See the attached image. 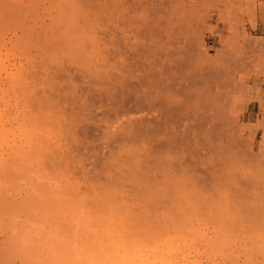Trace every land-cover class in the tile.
Instances as JSON below:
<instances>
[{
	"label": "rangeland",
	"instance_id": "rangeland-1",
	"mask_svg": "<svg viewBox=\"0 0 264 264\" xmlns=\"http://www.w3.org/2000/svg\"><path fill=\"white\" fill-rule=\"evenodd\" d=\"M22 1L20 7L29 6L30 9L21 11V15H15L11 13V10L15 11L14 5H11L12 1L0 0V46L3 41L5 47H9L7 53L5 47H0V51L2 57L7 55L10 61H21L23 67L29 70L30 74L20 84L23 89L29 91L25 90L27 94L24 96L23 90L18 89L15 92L7 90V86H2L0 107L11 115L17 114L20 119L24 116H30L31 119V116H37L39 108L45 112L44 105L47 103L46 112L56 114L60 125L64 122L65 129L59 130V125L54 126L60 132L63 131L61 135L54 129L60 136L57 139L61 149L56 150L54 147L59 154L49 150L47 154L56 156L58 168L64 170L66 178H63L62 185L73 183L76 193L84 195L85 214L96 210L97 196L99 199L107 195L110 197L114 192L112 196L116 200L119 199L118 202L122 205L125 203L121 230L127 239L124 240L127 242L124 245L125 264H264V85L261 86L264 80V0H74L73 4L71 0ZM68 7L78 10L75 12L77 18L88 13L91 15L92 23L85 34H91L93 30L106 42L105 48L111 56L107 63L110 68H105L110 69V74L112 72L117 75V71H123L120 63L129 62L123 53L126 42H137L139 47L145 45L150 50L162 52L161 54L166 56L165 48L163 49L165 43L167 44L164 29L169 25L170 34L173 32L175 37L172 47L168 50L172 52L170 60L173 65H169V58L162 55L163 59L159 57L162 60L159 64L163 62L167 68L171 66L170 73L175 76L166 78L170 75L167 68H164L168 71L167 74L164 70L162 73L166 75L165 81L162 74L161 77L155 73L152 75L156 76V81L160 78L159 81H164L158 82L161 85H157L158 92L160 89L161 92L166 89L163 83L172 85V81H175L171 87L172 90L176 89L172 91L174 95L169 91L170 87L167 89L172 94L169 97L170 104L175 102L177 106L175 108L174 104L171 105L176 116L173 112L170 113V104L169 107L165 105L161 107L165 110L163 112H166L161 110V119L156 117V120L153 119L156 122H153L150 117L152 115H146L145 119L149 118L148 120L142 119L145 121L141 122L144 123L143 130L146 133L139 131L143 126L141 122L140 125L136 122L138 126L135 123L133 126H137L139 132L131 130L126 138L128 130L133 126L125 123V126L129 127L125 133L123 126L125 137L120 134L122 130L118 132L114 129L111 132L110 129L117 127L119 123H115L113 112L104 106L103 109L99 108L101 111L94 106L100 105L96 97L90 96L95 95L94 90L88 96L86 92L81 93L80 86L84 87L81 79L85 78L87 64L70 66L71 70L76 68V72L71 71L69 67L66 71L68 64L62 59V67L65 64L64 71L60 68L61 71L58 69L59 71L54 72L53 68H49L58 64L47 60L50 67L47 63L45 65L50 73L42 74L44 71L40 68L44 66H41L43 56L35 54L39 51L41 54L44 51L42 46L49 44L44 35L50 29L44 25L52 26L50 16L58 17L59 11L64 13L63 10ZM42 25L43 28L40 27ZM168 30L169 28L166 29ZM147 33L151 35L148 37ZM102 40L99 41L101 47ZM180 40L184 42L182 45L178 43ZM260 44H263L262 48ZM10 48L15 54L14 57ZM167 55L169 57V54ZM43 75L45 77H42ZM66 75H69L72 82ZM124 75L127 76L126 73ZM47 79L49 80L46 82ZM49 81L53 84L48 83ZM45 82L48 83L49 89ZM116 84L110 87L113 89ZM50 85L55 87L51 89ZM61 87L63 89H60ZM146 87L149 86H143V91ZM67 89L70 90L69 93H66ZM119 89L116 87L111 91L116 95ZM75 90H79V93L74 96L70 92ZM65 93L67 98L64 97ZM84 94L86 98L83 100ZM77 97H82V100L79 101ZM163 99L167 100L162 95ZM62 100L63 103L68 100V106L66 103L62 104ZM71 100H75L73 103L78 100L76 103L80 102L82 108L79 106V109L78 104L73 105ZM252 101L259 104L261 118L255 124H246L239 117V106L241 103ZM83 102H86L85 106L82 105ZM88 105L94 109H90ZM84 108H87L86 111H83ZM103 110H106L108 115ZM166 110L172 114L168 115L171 122L167 118ZM42 111L40 114L44 113ZM65 112H68L67 115ZM75 113L79 115L76 116ZM70 115L72 121L78 119L77 125L73 122L77 129L73 128L74 125L71 126L72 123L70 125ZM131 115L134 116L130 114L129 117L135 118ZM38 116L36 118H39ZM80 116L82 121L79 120ZM66 119L67 123L64 121ZM166 122H169V125L166 126ZM146 125L149 126L151 134H148ZM150 127L159 130L152 131ZM104 130L107 135L110 133L108 136L114 138L108 137ZM116 131L123 136L122 139H126L119 140ZM103 145H107V148ZM140 157L143 161L147 160L142 164L139 159L138 165L136 160ZM46 164L48 168L45 167L46 170L41 172L37 170L38 175L51 172L55 174L52 166L57 165ZM26 165L34 170L42 167L40 160L36 158L30 159ZM140 168H143L144 172ZM18 182L22 180L15 178L14 181L4 182L0 179V187L12 189ZM102 188L104 192L101 195ZM107 204H104L106 208L110 206ZM20 216L19 221H22L23 215ZM0 240L3 241L4 236H1ZM135 259L137 260L134 261Z\"/></svg>",
	"mask_w": 264,
	"mask_h": 264
},
{
	"label": "bare ground",
	"instance_id": "bare-ground-1",
	"mask_svg": "<svg viewBox=\"0 0 264 264\" xmlns=\"http://www.w3.org/2000/svg\"><path fill=\"white\" fill-rule=\"evenodd\" d=\"M11 1H12L11 5H14V7H15V11L11 10V13L13 12L12 14L21 15L22 14L21 11H23L25 9L27 10L29 8V6L24 7V8L20 7L22 5V2H23L22 0H19V2L17 0H16V2L14 0H10V2ZM71 1L73 4L74 0H71ZM63 11H64V13H61L59 11L58 17H51L50 16L49 19L53 23L52 26L49 27V24L44 25L45 28L48 27V29H50V30L46 31V33L44 35L45 40L49 41V44L48 45L44 44L43 46L41 44L40 46H42V49L44 51L43 52L41 51L42 52L41 54H40V51L39 52L36 51L37 53L35 54L37 56L40 55L39 57L43 56V57H41V59H42L41 60V66L43 64H44V66H46L45 65L46 63L48 65V62H46L47 60L49 62L53 61V62H56V65L58 64L56 66L57 69H54L56 67H50L48 65L50 67L49 69L53 68V71L58 70V69L61 71L60 68H62V70L64 71V65L65 64L62 67V62H63L62 59H64L65 63L68 64L67 67L65 66L66 71H68L70 69V66H74V65L82 66V65L87 64L88 68H87V72L84 76L85 78L82 77L83 79H81V82H83V86H84V87L82 86L83 88H81V86H80V89H82L81 93L86 92V96H88L89 93L90 92L92 93V90H94L93 94H95V95H90V96L96 97L97 100L100 102V103H98L100 105L99 106L94 105L95 104L93 101L94 99L92 100L93 105L95 107L97 106L98 109L101 107H102L101 109H103V106H104V107H106V109H109V111H111V113L113 112L112 114H113V117L115 119V123H118V122L119 123H118L117 127H115V126L113 127V125H112L113 128L111 127L112 128V130L110 129L111 132H113L114 129L117 130L118 132H119V130L123 131L125 128L126 132H125V130L123 132L120 131L121 132L120 134L124 135V137H125V133H127V130L129 129V127L127 128L125 126V123H127V125L129 123V126H131V125L133 126L134 123H135V125H137V123H139V125L142 123V126H143L145 121H143L142 119H144V120L149 119V118L145 119L146 115H152V116H150V117H152V120L155 119L156 117L160 118V116L162 118V115H160V113H162L165 110H162L161 107H163L165 105H166V107H169V104L171 103L169 97L172 95V94H170V92H172L175 89L174 87H173L174 88L173 90L171 88L175 82V81H172L173 82L172 85H168L167 83L162 84V85H164V87H166V89L162 92L160 89L159 92H161L162 94L157 91L158 86H161V85H159L158 82L162 83L165 81L166 78L171 77V75H172L171 74L172 72L170 73V71L172 70L171 66L167 68L163 64V62L161 64H159L160 61H162L160 58L163 59L162 56H164L161 54L162 52L157 53L154 50H150V48H148L145 45H142L139 47L140 44H138L137 42H134V43L126 42L124 44L123 53L127 57V60L129 62L124 63V61H122L120 64H121V67H123V71H117L118 72L117 75L112 74V72L110 74V69L109 70L107 69V68H110V65L108 66L107 63L109 62L111 55H110L108 49L105 48L106 42H104V40H102L99 37L98 32H94L93 30L91 31V34L90 33L85 34L86 30L89 28V26L92 23L91 19H90L91 15L88 13L84 17L82 16L80 18H77V13L75 14V12L78 10L74 7H68L66 10H63ZM60 15H64V17H61ZM36 19H38V18L36 17ZM40 19H41V21H43L42 17ZM40 27L43 28V25ZM167 28H169L168 31H166ZM25 29H26V27H25ZM27 29H28V27H27ZM164 30H165L164 33L166 35L165 39H167V44L165 43L166 42V40H165V42H163L162 45H164V43H165V45L167 47L163 46V49L165 48L164 52L169 54V57H168V55L165 53L167 56V59L169 58L168 64L173 65L172 60H170V59H172L171 58L172 56H170V54L172 52L168 51V50H170V47H172V40L175 37H174L173 32L170 34L169 25H167ZM138 32L139 33L141 32V30L139 28H138ZM147 35L149 37L151 35V33H150V35H149V33H147ZM15 38L18 39V42H20V39L16 35H15ZM101 40L103 41L102 47L99 43V41H101ZM182 41L183 40H180V41H178V43L180 45H182L184 43V42L182 43ZM4 43L2 41L3 45L0 46L1 48L5 47ZM15 43H16V41H15ZM261 45H263V44H260V46ZM262 47L263 46H261V48ZM8 48L9 47L4 48V50H6L5 51L6 53L8 52ZM181 48H182V46H181ZM12 49H13V47H12ZM174 49L177 51L176 47H174ZM10 50H11V48H10ZM103 51H105L104 54H103ZM11 53H12V55L14 54L13 50H11ZM177 53H178V51H177ZM158 54H160V56H158ZM14 55H13V57H14ZM2 56H3V54L0 51V90H2V86H7V90H10V91L14 90L15 92H17L18 89L23 90L24 96H25L27 94V93L25 94V90L27 92L29 90L23 89L20 84L22 81L25 80V77H27V75L30 74L29 70L25 69L23 67V64L21 61H13V60L10 61L9 58L7 59V55H5L6 57H2ZM166 56H164V57L166 58ZM165 61L167 62V60H165ZM165 61H164V63H165ZM95 62H99V63H95ZM44 66H42L40 68L44 71L42 74L49 75L50 72L48 71L49 70L48 67L46 66L45 69H43ZM105 66H108V67L105 68ZM68 67H69V69H67ZM104 68L106 70H104ZM164 68H167L169 72ZM73 69L72 70L70 69V70L74 71V72L77 71L76 68L73 67ZM163 70H164V72L166 71L165 72L166 74L168 72L170 75H168L166 78H164L166 75L164 76V74H162V73H164ZM74 72H72V73H74ZM124 73H126L127 76H125ZM152 73L153 74L155 73L156 75H158L160 77L163 75L162 78H164V81H162V80L159 81L161 78L156 81V76L154 77L155 74L152 75ZM113 75H114V77H113ZM66 76H67L66 78L69 79V77H68L69 75H66ZM42 77H45V75H43ZM59 77H60V75H59ZM150 77H154V79H150ZM171 78H173V77H171ZM171 78H169V79H171ZM52 79H50V81ZM113 79L116 81H114ZM48 80L49 79H47L46 82ZM83 80H85V81H83ZM132 80H135V81H132ZM50 81L48 83L53 84ZM70 81L72 82V80H70ZM70 81L67 80V82L69 84H71ZM46 82H45V84L48 87V83H46ZM115 83H117V84L112 89L111 85L115 84ZM45 84H43V87L45 86ZM78 84H80V83H78ZM169 84H171V83H169ZM63 85L67 86L66 84H63ZM146 85H148L149 87L148 88L146 87L147 90L145 88L146 91L145 90L143 91L142 88H143V86L145 87ZM52 86L53 85H50L51 89L55 87V86L54 87H52ZM73 86H70V87H73ZM96 87L97 88L99 87V88L97 89ZM116 87L120 88L119 90H117L118 93L116 92L117 96L114 95L115 94L114 91H111V90L116 89ZM44 88H46V86ZM67 88L70 90L71 89L73 90V88H69V86H67ZM167 88H169L170 92L168 91ZM48 89H49V87H48ZM60 89H63V88L61 87ZM68 89H67L66 93L67 92L69 93L70 90L68 91ZM95 92H97V93H95ZM112 92H114V93L112 94ZM164 92H166V93H164ZM168 92H169V94H168ZM66 93L64 94V97H65ZM70 93H72V95L75 96V94L79 93V90H75L74 92H70ZM59 94L60 93H58V95ZM164 94H166V95H164ZM70 95L71 94H69V97H70ZM162 95L167 100H164V99L162 100ZM173 95H174V93H173ZM175 95H177V94H175ZM38 96H40V95H38ZM45 96L47 97V95H45ZM66 96H68V95H66ZM74 96H72V97H74ZM84 96H85V94L82 97H84ZM86 96L83 98V100L86 98ZM59 97H61V96H59ZM64 97L62 96V98H64ZM82 97H77L76 99L81 101ZM92 97L90 99H92ZM65 98H67V97H65ZM65 98H64V100H66ZM117 98H118V100H117ZM49 99L48 100L46 99V100L50 101L51 99L50 100ZM74 99H75V97H74ZM87 99H89V98H87ZM175 99H176V97H175ZM175 99H173V100L175 101ZM78 100H76V102H78ZM67 101H65L64 103H66ZM72 101L73 100H71V103L73 105L76 104L75 106H77V104H78L77 107L81 106V105H79L80 102L79 103H76V102L73 103L75 100L73 102ZM42 102H43V100H42ZM50 103H52V101H50ZM53 103H54V101H53ZM61 103L64 104L63 100L61 101ZM71 103H70V105H72ZM46 104L44 105L45 112H44V110L43 111L40 110L39 106H37L39 108V113H37V116L40 114V111H42L44 113L43 114L41 113L40 116H38L39 118H36L37 116L35 117V115L31 116V119H30V116L29 117L24 116L20 119V118H18L17 114L11 115V114H9V112L7 113L5 110L3 111L2 108L0 107V179L4 182L14 181L15 178H17L18 180L19 179L22 180V182H18L16 184V186H14L12 189H9V188L5 189L3 187H0V237L4 236V240L3 241L0 240V264H125L124 245H126L127 242H125L124 240H127V239L122 235V231H121L123 229V218H124L123 214H124V211L126 210V206L124 207L125 203L122 205V203L118 202L119 199L116 200V198L113 197L114 192L112 193L113 196L110 195V197L105 192L104 194H106L107 197L103 196V198H100V199L97 198L98 196L96 197V199H95L96 210L91 211L90 213L86 212L87 214H85L84 195L81 193H76V189L74 187L75 184H73V183L72 184L70 183V185H68V184L62 185L63 178H66L65 175L63 174L64 170H61L60 167L58 168V161L56 160V158H57L56 156H52V155L47 154L48 153L47 150H49L51 152H54V151L56 152V150H59V148H60L61 144L59 145V141H58L60 136H58V133L55 132L57 130L56 128L58 127L57 125H59L61 127V128L59 127V130L60 129L62 130V128L63 129H65V128L63 127L64 122H62L63 125H60V122L58 121L60 119H57L58 117L56 118V114L54 115V113H51V111L46 112V107H45ZM85 104H86V102H85ZM85 104H84V102L82 103L83 106H85ZM173 104H170V107H169L170 109L172 108L171 105H173V107L175 106V102ZM66 105H67V103H66ZM90 105H88V106H90ZM62 106H64V105H62ZM176 107L177 106H175V108ZM81 108H82V106H81ZM89 108L91 109L93 107L90 106ZM97 108L95 110H97ZM66 109L68 111V108H66ZM75 109H77V108H75ZM79 109H80V107H79ZM86 109L84 108V110L83 109L82 110L86 111ZM161 110H162V112H161ZM174 110H173V108L170 110L171 112L166 110L168 112V114H166L167 118H169L168 115L171 116L172 114H174V112H175ZM178 110H180V109H178ZM53 111L57 112L58 110H56V111L53 110ZM59 111H60V109H59ZM74 111H73V113H74ZM78 111H80V110H78ZM103 111L106 112V110H103ZM103 111H102V113H105ZM68 112H69V114H71L70 110ZM68 112H65V114ZM80 112H82V111H80ZM169 112L170 113L173 112V113L170 115ZM176 112H177V109H176ZM76 113H75V115H76ZM111 113H110V115H111ZM155 113H158L159 116L156 115ZM163 113H166V112H163ZM59 114H60V112H59ZM86 114H88V113H86ZM106 114H107V112H106ZM130 114H134L135 118L129 117ZM140 114H142V115L144 114L145 116H141ZM72 115L75 116L74 114H72ZM78 115H79V113H78ZM78 115H76V116H78ZM94 115L97 116V114H94ZM137 115H139V117ZM166 115H164V116H166ZM81 116H80L79 120H81V118H82ZM131 116H133V115H131ZM34 117L36 118V120ZM70 117H71V115L69 116V118ZM84 117H85V114H84ZM32 118H34V119H32ZM69 118H68V121L71 120V118L70 119ZM85 118H83V119H85ZM98 118L102 122L100 117H98ZM104 118L106 120V117H104ZM159 118H157V120ZM76 119L77 118H75V122L71 120L72 121V122H70V125L72 123L71 126H73L74 123H76ZM91 119H93V118L91 117ZM31 120H34V121H31ZM89 120H90V118H89ZM96 120H98V119H96ZM152 120H150L149 122H151ZM155 120H153V122H156ZM64 121L66 122L67 119ZM93 121H94V119H93ZM141 121H143L144 123ZM169 121L171 122L172 120L170 119ZM30 122H31V125H33V126L30 125ZM99 122L97 121V123H99ZM106 122L107 121H105V123ZM112 122H114V120H112ZM77 123H78V121H77ZM77 123H76V125H77ZM108 123H107V126H108ZM151 123H150V125H151ZM55 125L57 126L56 128H54ZM76 125H74L73 128L77 127ZM167 125H169V122L168 123L166 122V126ZM110 126L111 125L109 123V127ZM123 126H124V128H123ZM137 126L132 127V128H134V130L132 128H130V130H128L126 138L128 137V134L131 133V130L134 131L135 133L136 132L138 133L140 130L145 131V130H143L144 126H143V128H142V126H140L142 129H139V131H138ZM151 126H153V125H151ZM83 127H85V126H83ZM148 127L149 126H147L146 128L148 129ZM153 127H150L152 129V131H153V129L156 130V128H158L156 126H155L156 128H153ZM66 128H68V127H66ZM81 128L82 127H80V129ZM135 128L137 129V131H135L136 130ZM54 129H56V130L54 131ZM69 129H71V128L69 127ZM75 129H77V128H75ZM103 129H105V128H103ZM107 129L109 130V128H107ZM59 130H57V131H59ZM157 130H159V129H157ZM148 131H149V129H148ZM62 132L63 131H61V132L59 131V133H61V135H63ZM106 132L107 131H105L104 133L107 135ZM118 132L116 133L117 135H119ZM75 133L77 135V130ZM108 133H109V131H108ZM115 133L114 134L111 133V135H115ZM145 133H146V131H145ZM149 133L151 134L150 131L148 132V134ZM105 134H103V135H105ZM154 134L158 135L157 133H154ZM163 135H165V134H163ZM10 136H11V138H9ZM108 137H110V136H108ZM116 137L117 136H115V138ZM118 137H120L119 140H121L123 136L121 137V135H119ZM129 137H130V135H129ZM110 138H114V136H111ZM126 138H123V139L125 140ZM123 139L121 141H123ZM156 140L157 139H155V141ZM127 141H129V140H126V142ZM52 142H54V143H52ZM116 142H118V140ZM105 143H107V141ZM151 143H153V142H151ZM109 144H111V143H109ZM145 145H146V143H145ZM149 145H151V144L149 143ZM103 146H105V145H103ZM147 146H148V144H147ZM54 147H56V150H54ZM105 147L107 148V145ZM58 154L59 153H57V155ZM135 156H137V155H135ZM139 156H140V154H139ZM58 157L61 158L60 155ZM34 158H36L37 160H40V164L42 166V167H37L36 170H34L31 166L26 165V163H28V161L30 159L32 160ZM139 159H141V157L137 158V160H136L138 165L140 164V162H138ZM143 159H144V157H143ZM54 160H56L57 164H55ZM145 160H147V159H145ZM141 161L143 164L144 161L142 159H141ZM46 163H49L51 165H57V167L52 166L55 169V171H54V169L52 168L53 172H55V174L50 171L51 173L38 175L37 170H39L41 172V171L46 170L45 167L48 168L47 167L48 165ZM106 165H109V164H106ZM125 166H126V164H125ZM113 167L115 168V166H112V168ZM112 168H110V169L112 170ZM133 168H135V167H133ZM116 169L118 170L117 166H116ZM141 170L143 171L144 169L142 168ZM118 171H120V170H118ZM105 173L107 174V172H105ZM122 173H124V172H122ZM125 173H128V172H125ZM116 174H119V173H116ZM133 174L134 173H132V175ZM142 175H145V174H142ZM139 176H141V175L139 174ZM111 177L112 176H110V178ZM120 177H121V174H120ZM134 178H136V177H134ZM100 184H103V183L100 182ZM109 187L111 188V186H109ZM109 187H107V188H109ZM102 190H101V195H102V192H104L103 188H102ZM12 191H13V193H11ZM124 193H126V192H124ZM109 194H111V193H109ZM97 195H98V193H97ZM115 195H116V192H115ZM111 196H112V199L109 200L111 198ZM121 198H122V196H121ZM108 200L110 203L108 202ZM123 201H124V196H123ZM106 203H108L107 205H110L109 207L107 206V208L104 205ZM20 214L23 215L22 221H19V219L21 217ZM136 260L137 259H135L134 261H136ZM153 264H156V263H153Z\"/></svg>",
	"mask_w": 264,
	"mask_h": 264
},
{
	"label": "crops",
	"instance_id": "crops-1",
	"mask_svg": "<svg viewBox=\"0 0 264 264\" xmlns=\"http://www.w3.org/2000/svg\"><path fill=\"white\" fill-rule=\"evenodd\" d=\"M264 80H262L261 86L263 87ZM240 119L246 124H255L257 120L261 118V111L259 104L255 101L241 103L239 106Z\"/></svg>",
	"mask_w": 264,
	"mask_h": 264
}]
</instances>
